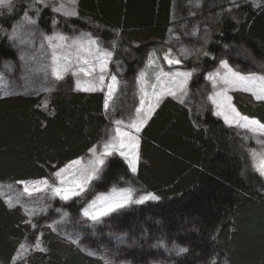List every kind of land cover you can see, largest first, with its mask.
<instances>
[{"label":"trees","instance_id":"1","mask_svg":"<svg viewBox=\"0 0 264 264\" xmlns=\"http://www.w3.org/2000/svg\"><path fill=\"white\" fill-rule=\"evenodd\" d=\"M175 1L79 0L78 12L79 18L121 33L142 58L146 46L165 38ZM242 5L234 21L229 14L223 17L215 32L217 43L207 47L206 62L221 43L234 42L246 46L264 67V8ZM24 9L20 5L12 15L0 14V23L9 28ZM48 16L43 14L42 20ZM4 39L1 54L12 56ZM104 100L100 92L69 88L52 93L47 108L42 97L34 95L0 97V182L45 179L84 156L99 143L108 124ZM234 100L243 114L264 122V102ZM140 141L144 163L137 172L130 173L116 157L108 158L98 189L126 182L160 199L119 212L112 219L115 225L136 232L144 228L151 236L184 245L189 254L176 264L205 262L214 250L228 264H264V196L255 187L259 178L244 174L241 148L234 146L223 122L210 115L195 119L187 108L166 98L147 121ZM67 208L75 213L79 207L73 202ZM30 224L19 208H9L0 197V264H12ZM40 236L41 251L25 264H103L50 231ZM147 252L142 246L125 254L143 264Z\"/></svg>","mask_w":264,"mask_h":264},{"label":"rangeland","instance_id":"2","mask_svg":"<svg viewBox=\"0 0 264 264\" xmlns=\"http://www.w3.org/2000/svg\"><path fill=\"white\" fill-rule=\"evenodd\" d=\"M176 2L177 5L173 6L170 26L165 38L158 43L146 46L142 58L139 53L132 50L128 45L129 42L121 33L103 28L90 18H79V0H76L75 3H71L70 0H12L11 8L0 6V14L2 15L14 14L17 12V6L20 5L25 8L21 13H18L17 17L13 18L14 20L9 28L0 23V77H2L0 79V97L15 94L34 95L42 97V104L44 108H47L50 95L62 88H69L72 91H83L77 89V81L79 80L83 83V81L90 78L85 77L82 73L73 74L76 72L75 54L80 43H84L87 46V41L90 38L97 40L102 50L107 49L113 53L105 72L106 84L110 82L111 75H115L118 81L116 91L110 101L111 107L106 111L108 124L101 140L95 146L99 151L102 150L103 142L113 133L116 127L113 120L123 119L127 123L131 118L135 117V110L140 107L142 95L141 81L138 79L140 72L144 71L146 73L145 87L149 95H151V84L156 82L155 76L160 72L161 68L164 72L190 71L193 75L187 84V95L182 97H179V94L178 97L163 96L159 106L155 108L152 115L166 98H171L191 111L195 119L196 117L203 118L206 115H210L217 121L223 122L229 136L231 138L233 136L234 146L241 148L242 153L239 157L244 174L249 177L256 175L259 178L255 183V187L264 196V177L253 171L249 155L251 149L260 151L262 145L256 143L257 137L251 132L235 125L230 126L225 123L222 116L215 115L217 109L212 101L209 100V96L227 86L218 79L217 86L214 88L212 81L207 79L209 73H215L218 70L223 75L226 69L221 67L222 60L227 61L232 69L243 74L257 73L264 75V67L253 58L246 46L234 42L230 44L221 43L217 53L211 55L212 59H209L208 62L205 61V59L207 60V54H210L207 48L208 45L217 43L215 32L217 28L219 30L218 25L223 17L229 14L233 20V18L240 16L242 4L250 5L254 10H261L264 8V0H255V3L254 0H176ZM61 3L65 5V10L56 12L54 9L59 7ZM65 11H74L76 14H65ZM43 14H49L45 19L46 21L42 20ZM77 20L80 23L76 25L75 21ZM57 33L67 38L63 42V47L57 49V53L61 56L70 55L73 61V66L68 72L63 74L61 79L51 75V54L53 49L46 39V37L54 36ZM110 33L113 37L110 36ZM3 38H5L4 40L7 44L5 49L10 51L12 56H3L1 54ZM74 40L76 41L75 44H73ZM53 43L59 44L60 42L54 40ZM169 49H171V52H169ZM153 52L155 53L152 57L154 63L149 66V54ZM165 54H168L171 59H179L181 63L169 64L164 59ZM130 61L134 62L132 66L129 65ZM98 75L99 71L94 74L92 79ZM45 89L50 90L46 91ZM91 92H100L105 95L107 88L105 87L103 91ZM227 95L231 97L230 103L242 115L245 114L238 109L234 98H240L248 103L257 101L251 93L238 89H229ZM180 98L184 100L183 103L180 102ZM146 107L147 101L145 103ZM145 125L138 133L139 138ZM259 138L264 139V137ZM139 153L140 159L137 164V170L144 163L140 146ZM91 156L92 153L88 151L84 156L77 159L83 158L84 161H87ZM112 157L118 158L125 164L128 171L133 173L127 161L118 153L108 158ZM105 168L106 166L102 172L103 174ZM102 173L99 179L91 182L89 190L83 196L74 197L69 201L61 200L59 197L51 198V193L45 192L34 193L31 197L23 194L24 184L20 182H32L42 179L0 182L2 191L5 194L11 195L14 200L19 195L21 199L20 204L14 203V206L10 207L5 197L0 196L6 205L12 209L19 208L27 218V221L31 222L30 232L20 244L34 245L37 238L41 242L40 235L43 230H46L52 232L62 242L74 245L86 256L99 260L103 264L104 260L100 258L101 256H107L113 264H138L134 263L132 259H128L125 253L129 250L139 249L142 246L149 251L147 252V259L142 261L143 264H176L177 260L189 254L188 250L186 253L177 255L178 248L187 247L174 240L161 235L151 236L150 232L144 228H141L139 232L124 230L112 222L116 215L119 216V212H131L130 208L141 204H132L111 214L109 217H105L103 223L92 226L91 221H87L82 216L81 210L98 193H108L114 186L117 188H133L136 196L150 192L138 186H128L126 182L124 185L119 183L110 186L107 190H100L98 189V184H100ZM46 178L51 181L53 175ZM36 201H41L42 203L36 205ZM73 202L79 207L75 213L70 212L67 208V204ZM25 206L46 207L44 211H38L35 215L29 216L25 212ZM69 237L73 239L79 237V245L71 243ZM214 237L217 240V235ZM84 249H87V251ZM40 251L41 247L40 249H30L21 259H13L12 264H25L32 254ZM89 251L96 253V255H89ZM199 264L228 263L219 250H214L211 256L206 258L205 262L200 261Z\"/></svg>","mask_w":264,"mask_h":264},{"label":"snow or ice","instance_id":"3","mask_svg":"<svg viewBox=\"0 0 264 264\" xmlns=\"http://www.w3.org/2000/svg\"><path fill=\"white\" fill-rule=\"evenodd\" d=\"M71 3H75L76 0H70ZM255 3V0H254ZM12 0H0V6L11 8ZM56 12L65 10V5L60 4L59 7L54 9ZM65 14L75 15L74 11H65ZM34 23V21H33ZM50 47L53 49L51 54V75L57 79H61L65 72H68L73 66L72 57L70 55H59L57 49L63 47V42L67 39L62 34H55L54 36L46 37ZM59 41L60 43H53V41ZM76 41H73L75 44ZM171 52V49H169ZM113 53L107 49H101L99 43L95 39H89L87 46L84 43L78 45V50L75 54L76 72L73 74L82 73L85 77L90 79L83 81H77V89L83 91H103L107 88L104 100V108L107 111L111 105L116 87L118 84L117 77L111 75L110 82L106 84L105 72L108 67V63ZM155 53L149 54L148 65L151 66L154 63L152 57ZM164 59L169 64H179V59H171L168 54H165ZM221 67L226 71L221 75L219 70L215 73H209L207 79L212 81L213 87L217 86L218 79L227 87L222 88L220 91L214 92L209 96V100L216 106L215 115L222 116L225 123L235 125L241 129H245L251 132L257 137L256 143L262 145V149L257 151L256 149L250 150L251 167L253 171L264 177V122L255 118L240 114L235 107L230 103L231 97L227 95L229 89H238L251 93L257 101H264V75L257 73L243 74L239 71L232 69L227 61H221ZM99 71V75L92 77ZM193 73L190 71L185 72H164L160 69V72L155 76V83L151 84L152 92L149 95L146 90V73L140 72L138 79L141 81V99L140 107H137L134 118H131L127 123L123 119L113 120L116 126L113 133L110 134L103 142L101 149L97 150L94 146L89 149L92 153L91 158L84 161L83 158L70 161L63 168L59 169L53 174L51 181L49 179H42L32 182H20L24 184L23 194L31 197L34 193H51V198L59 197L61 200L69 201L74 197L83 196L90 188L91 182L99 179L100 174L103 172L106 166L107 158L115 153H118L123 157L130 168L135 173L137 171V164L140 159L139 146L140 138L138 133L141 131L144 124L151 117L155 108L159 106V103L163 96L182 97L187 95V84L191 79ZM2 79V77H0ZM159 89V90H157ZM50 90V89H45ZM147 101V107L145 103ZM180 102L184 100L180 98ZM46 106V105H45ZM143 113V115H141ZM128 129V130H125ZM0 196H4L6 202L10 207L15 204H20V196H16L15 200L11 195H7L2 191L0 186ZM160 199L155 193L147 192L143 195L136 196L133 188H117L113 187L108 193H98L91 201H88L86 206L82 208V216L87 221H91L92 226L101 224L105 217H109L111 214L124 209L132 204H143L147 201H158ZM42 203L36 201V205ZM45 207H27L25 206V212L29 216L35 215L38 211H44ZM30 222V221H29ZM71 243L79 245V237L73 239L69 237ZM30 249H40V240L37 238L34 245L22 243L19 246L14 260L21 259ZM87 251V249H84ZM188 251L187 248H178L176 254L181 255ZM89 255H96L94 252L89 251ZM104 260V264H113V262L107 256H101Z\"/></svg>","mask_w":264,"mask_h":264}]
</instances>
